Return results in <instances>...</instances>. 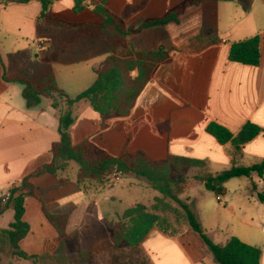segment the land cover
<instances>
[{
  "label": "crops",
  "instance_id": "1",
  "mask_svg": "<svg viewBox=\"0 0 264 264\" xmlns=\"http://www.w3.org/2000/svg\"><path fill=\"white\" fill-rule=\"evenodd\" d=\"M105 1L106 7L118 16L124 15L133 6L135 9L122 18L127 26H132L148 17L162 16L183 0ZM30 2L0 3V6L2 11L10 14L12 11L9 7L19 9V6L26 7ZM97 2L99 0L95 1ZM73 6L74 0H58L52 4L48 13L51 17L69 22L101 21L100 16L93 11L94 3L78 13L74 12ZM12 13L16 15V20H34V15L28 13ZM39 18L42 22L51 19ZM90 26L94 27L95 33L99 31L105 46L84 45L80 49H60L61 54L65 53V58L81 51L84 56L82 60L91 62L89 70L80 65L82 61H63L58 64L62 66L58 71L48 70L39 78L30 79L37 83L41 77L52 73L58 87L70 97L91 86L97 78L95 70L112 51L103 40L99 26L87 25L74 29L84 31ZM87 34L90 35L86 32L77 39L85 41ZM199 35L206 41L190 46V41ZM255 35L260 36L259 65L228 60L232 43ZM145 37H150V40ZM97 39L94 34L95 43ZM127 41L136 50L163 46L171 51L172 60L158 66L128 116L102 117L90 104H83V112L90 121L85 119L81 122V117L78 116L70 126L69 132L74 144L89 139L114 156L127 150L132 153L143 151L156 160L166 159L169 154L207 159L204 168L208 163L228 168L233 164L243 165L239 162L245 158V154L258 159L251 164L264 159V130L239 150L230 142L220 144L206 131L211 121H216L235 133L247 122L264 129V0H203L199 4L188 6L180 15L178 23L169 22L144 29L138 34L129 35ZM40 43L41 47L38 46ZM39 44L35 48L41 60L50 65L52 57L47 52H52V41L48 39ZM137 73L134 70L132 76ZM21 76H8L5 63L0 57V204H5L10 189L26 175L38 166L52 161V144L60 140L58 127L61 112L58 113L57 107L53 105L56 102L54 95L43 94L42 98L45 95L50 97L48 103L43 105L42 99L39 105L33 107H27L26 100L22 105L12 100L9 86L18 82L17 79ZM25 76L29 78L28 74ZM80 102L73 104L71 110ZM165 122H168L169 130L161 132L159 126ZM85 181L79 165L73 161H69L57 174L46 173L31 179L36 187V195H29L25 199L23 219L29 223L30 231L19 242L22 250L28 254H40L44 241L57 237L56 230L42 210L44 203L50 212L69 213L66 231L70 238L67 244L70 260L74 264L76 258L72 256L70 247L72 237L78 254L79 251L91 249L95 252L114 251L110 234H104L108 228L107 221H112L126 208L120 211L103 209L98 192L88 189ZM117 186L116 189L108 188L109 191L103 197L105 203L115 202L112 199L114 196L118 201L130 199L135 193L128 183ZM27 190L26 188L25 191ZM151 190L153 197L161 196L158 191L153 188ZM136 203L142 202L135 199L130 207ZM13 217L14 206L5 204L0 210V228H7ZM97 223H102L99 225L102 230L99 233L101 242L94 243V227ZM262 231L264 233V223ZM195 234L192 230H186L177 236H170L153 228L140 248L152 264H202L211 252ZM262 251L260 264H264L263 248ZM28 261L15 259L17 263Z\"/></svg>",
  "mask_w": 264,
  "mask_h": 264
},
{
  "label": "trees",
  "instance_id": "2",
  "mask_svg": "<svg viewBox=\"0 0 264 264\" xmlns=\"http://www.w3.org/2000/svg\"><path fill=\"white\" fill-rule=\"evenodd\" d=\"M32 0H0V3H28ZM42 4L40 17H48L65 27L82 28L87 25H97L101 29V36L111 49L108 55L97 67V78L87 89L74 97L68 96L57 85L54 74L50 73L41 77L34 83L27 76L17 79L23 85L22 96L26 100L27 107L37 106L41 103L43 94L55 95L66 98L69 108L63 111L59 117L58 131L60 140L52 144L53 159L49 163L38 166L26 175L19 184L10 189L6 205L14 206V217L7 228H0V232L7 236L12 253L20 259L31 260L33 264H74L69 257L67 240L70 235L66 228L69 213L50 212L45 204L42 210L48 222L57 232V237L45 240L40 254H28L19 246V242L29 233L30 225L23 219L25 211V199L29 195H36V187L31 182L33 177L46 173L57 174L63 170L69 161H75L81 171L83 179H100L108 175L112 169L122 173H134L145 178L151 183V187L161 196L155 197L151 207L143 203H136L126 208L119 215L118 227H110V239L113 249L121 246L141 251L140 245L153 228H158L170 236H177L183 232L170 229V224L159 211L173 210L176 214L184 216L187 225L186 230L194 231L210 250L214 260L219 264H260L262 249L248 244L237 236H231L225 244L215 243L202 227L199 216L195 210V202L183 200L179 197L177 188L184 182L183 168L205 167L207 159L169 154L166 159H152L143 151L136 153L123 150L118 156H114L97 146L89 139L77 144L71 140L69 128L75 122L71 106L79 101L86 100L100 115L128 116L135 105L138 96L146 84L152 78L159 65L169 63L172 60L170 50L163 46L136 50L130 47L127 37L140 33L142 30L166 25L169 22H179L180 15L190 5L199 4L203 0H183L176 4L160 17H148L137 25L127 26L123 16L135 8L129 7L124 15L118 16L106 7L105 0H74L73 10L78 13L94 3L93 11L100 16L101 21L93 22H69L60 18L51 17L49 9L58 0H38ZM206 41L201 35L190 41V46H195ZM260 36L234 42L230 45L228 60L240 62L246 65L257 66L260 63ZM137 70V75L132 72ZM57 102H54L56 106ZM161 132L168 131V122L159 126ZM262 129L257 124L247 122L238 132H232L226 126L211 121L206 131L213 135L220 144L232 143L237 150L256 137ZM257 174L264 178V159L248 166L233 164L217 174L208 172L198 177L205 188L216 193L224 190V183L234 177H251ZM28 189L25 191V189ZM256 190V186L254 185ZM17 192H19L17 194ZM258 199L264 203V193L258 191ZM170 201L176 203L179 208L172 206ZM183 212V213H182ZM111 225V222H107ZM95 250L79 251V257L91 260ZM146 255V254H145ZM147 256V255H146ZM114 263L120 264L119 257L114 256ZM152 264L147 256V262L128 261L122 264Z\"/></svg>",
  "mask_w": 264,
  "mask_h": 264
},
{
  "label": "rangeland",
  "instance_id": "3",
  "mask_svg": "<svg viewBox=\"0 0 264 264\" xmlns=\"http://www.w3.org/2000/svg\"><path fill=\"white\" fill-rule=\"evenodd\" d=\"M17 8L18 7H9V10L17 12L18 14L28 13V15H34V20H29L28 22L22 21L21 19L16 20V15L14 13L8 10L10 14H7L5 11H2V7L0 6V57L5 63L8 76L17 77L28 74L29 78L32 80L37 79L42 73L48 70L58 71V68L62 67L58 64L63 61H67V63L82 61L80 65L86 66L85 70H89L91 62L89 60H82L84 56L81 54V51H78L77 55L70 54L71 56H66L65 58V53L61 54L60 49L62 47H75L80 49L84 45L93 47L94 45L98 47H100V45L105 46L100 38L99 31L95 33L93 26L88 27L84 31H80L79 29L61 26L53 19H47L45 22L39 20L42 4L37 0L31 1L26 7L19 6V9ZM86 32L90 33V35L87 34L85 41L77 39L79 35H85ZM94 34L98 37L96 43L94 42ZM48 39L52 41V52H47L48 55L52 57L50 65L41 60L40 54L35 48V45L39 44V42ZM145 39L150 40V37H145ZM148 45H150V43H148ZM9 87L11 88L12 100L20 102L21 105L24 104L25 99L22 96V84L14 82L12 86ZM42 99V104L45 105L50 100V97L45 95ZM54 99L57 102L56 107L58 113H62L61 110L64 111L69 108L66 98L62 100L55 94ZM83 104L90 103H88V101H81L74 105V108H72L73 116L75 120L80 116L81 122L85 119L90 121L83 112ZM244 156L245 158L239 163L246 166L258 160L251 155L245 154ZM73 163L77 165L76 162L73 161ZM226 168L228 167L217 163H208L206 168H183L182 172L185 179L177 188L179 197L183 200L195 202V210L199 216L202 227L215 243L224 244L230 236H237L246 243L259 247L261 246L264 249V233L262 231L264 223V203L257 197L258 191L264 193V179L260 178L257 174H253L251 177H234L224 183V190L219 194L207 190L204 184L198 180V177L201 175H205L208 172H220ZM115 172V169H112L108 175L100 179H86L85 181V185L88 189L98 192V198L101 201L103 209L109 211L110 209H115L116 211H120L130 207L135 199L138 202L146 203V205L148 204L149 207L153 205L155 197H153L151 183L147 179L138 177L131 172L122 173L120 171V179L116 181L114 179V175H116ZM122 183H128V185L135 190L134 195L131 196L130 199L124 198L122 201H118L114 196L112 199L115 202L109 201L105 203L103 197L109 191L108 188L112 187L116 189L118 188L117 185ZM254 185L257 188L256 190L254 189ZM219 195L221 196L220 200L217 199ZM7 196H9V194ZM166 201L172 206L179 208L176 203L169 199H166ZM4 206V203L0 204V210ZM159 213L161 216H165L168 219L171 226L170 229L175 228V230L179 232H185L184 230L186 229L187 222L181 213L176 214L173 210H168L166 212L159 211ZM118 217L119 215L112 219V221H109L111 225L107 224L108 228L105 230L104 234L109 236L110 227H118ZM101 224L102 223H97L96 227H94V243L98 241L101 242L99 236V233L102 232L99 227ZM195 235L197 236V234ZM70 247L72 256L76 258V264H115L113 260L114 256L117 258L119 257L120 264L130 260L131 262H147L145 253L127 249L123 246L115 249L111 253L97 251L92 255L90 261L79 258L74 237L70 240ZM16 258L17 257L12 253L7 236L0 232V264H33L31 260L24 263H17L15 262ZM202 264L219 263L214 260L210 253L209 256L203 260Z\"/></svg>",
  "mask_w": 264,
  "mask_h": 264
},
{
  "label": "built area",
  "instance_id": "4",
  "mask_svg": "<svg viewBox=\"0 0 264 264\" xmlns=\"http://www.w3.org/2000/svg\"><path fill=\"white\" fill-rule=\"evenodd\" d=\"M38 46L41 47L42 44L40 43ZM115 174H116V175H114V179L117 181V180L120 179V175H119V174H120V171H116ZM217 198L220 199V198H221L220 195L217 196Z\"/></svg>",
  "mask_w": 264,
  "mask_h": 264
}]
</instances>
